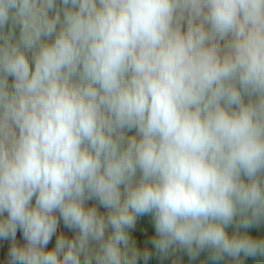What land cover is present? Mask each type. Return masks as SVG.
<instances>
[{"label":"clouds","instance_id":"1","mask_svg":"<svg viewBox=\"0 0 264 264\" xmlns=\"http://www.w3.org/2000/svg\"><path fill=\"white\" fill-rule=\"evenodd\" d=\"M0 264H264V0H0Z\"/></svg>","mask_w":264,"mask_h":264},{"label":"trees","instance_id":"2","mask_svg":"<svg viewBox=\"0 0 264 264\" xmlns=\"http://www.w3.org/2000/svg\"><path fill=\"white\" fill-rule=\"evenodd\" d=\"M142 224H147V220L145 219V221L142 222ZM151 229L150 227L147 228V232L150 233ZM18 239H19V235H18Z\"/></svg>","mask_w":264,"mask_h":264}]
</instances>
